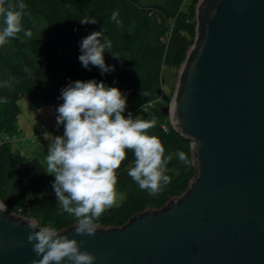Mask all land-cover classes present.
I'll use <instances>...</instances> for the list:
<instances>
[{
  "label": "water",
  "instance_id": "1",
  "mask_svg": "<svg viewBox=\"0 0 264 264\" xmlns=\"http://www.w3.org/2000/svg\"><path fill=\"white\" fill-rule=\"evenodd\" d=\"M196 4L197 39L162 107L190 140L196 177L120 228L59 231L84 241L94 264H264V0ZM0 205V264H32L33 219Z\"/></svg>",
  "mask_w": 264,
  "mask_h": 264
},
{
  "label": "trees",
  "instance_id": "2",
  "mask_svg": "<svg viewBox=\"0 0 264 264\" xmlns=\"http://www.w3.org/2000/svg\"><path fill=\"white\" fill-rule=\"evenodd\" d=\"M18 0H7L16 3ZM26 5L22 31L0 46V136L14 134L20 114L19 100L30 97L35 107L61 104V89L69 81L96 79L117 86L127 95L124 115L160 96L164 67L178 69L186 50L197 39V11L184 9V0H23ZM119 12V23L111 19ZM94 19L97 23H81ZM0 27H3L0 20ZM103 32L112 41L105 62L115 70L102 74L98 67L85 68L78 57L80 41L92 31ZM162 105L151 106L147 119H156L150 132L161 139L165 156H170L166 173L171 182L158 195H149L128 175L134 154L116 170L117 190L126 196L119 206L108 208L97 221L99 227H118L146 210L164 209L173 198L182 196L196 177L190 140L173 126ZM57 116V112H56ZM64 130L63 125H60ZM11 142L0 144V200L11 211L58 231L76 223L57 204L54 175L38 158L13 150ZM183 151L190 164L176 153Z\"/></svg>",
  "mask_w": 264,
  "mask_h": 264
},
{
  "label": "clouds",
  "instance_id": "3",
  "mask_svg": "<svg viewBox=\"0 0 264 264\" xmlns=\"http://www.w3.org/2000/svg\"><path fill=\"white\" fill-rule=\"evenodd\" d=\"M26 5L23 0L7 3L0 0V46L17 37L22 31L31 38L32 32L23 28ZM118 11L111 19L119 23ZM81 23H97L94 19ZM112 41L103 32L92 31L80 41L81 64L98 67L102 74L115 70L105 62L104 53L110 52ZM62 103L56 108L57 127H64L63 135L54 136L47 147L46 172L54 175L53 189L61 210L75 218L77 235L93 236L99 227L97 221L115 204L118 177L116 170L127 157L134 154L133 166L128 175L140 189L149 195H158L171 182L165 174L171 159L165 156L161 139L150 130L156 119L124 115L127 95L117 86L96 79L69 81L61 89ZM0 102L7 103L6 98ZM185 165L191 163L183 151L176 153ZM5 205H0V209ZM31 229L27 240L39 259L32 264H94L95 255L81 250L84 241L61 234L54 226H41L28 222Z\"/></svg>",
  "mask_w": 264,
  "mask_h": 264
},
{
  "label": "rangeland",
  "instance_id": "4",
  "mask_svg": "<svg viewBox=\"0 0 264 264\" xmlns=\"http://www.w3.org/2000/svg\"><path fill=\"white\" fill-rule=\"evenodd\" d=\"M145 1L154 2L158 0H145ZM184 1H185L184 9L187 7V9L195 10L197 6L196 3H198L200 0H184ZM178 72H179V68L172 69L169 67H164L163 75H162L163 79H162L161 88H160L161 94H163L164 99H163V102H159L157 105L168 106L170 101H172L173 94L175 92L174 89L176 88L177 83H178V77H177ZM25 101H27V104L29 105V107L24 105ZM21 102H22V105H21ZM19 105L21 106L19 107L20 109L19 117L21 118V121H20L21 124L23 123L27 125L28 123H31V121L33 122L39 121L40 124L43 123L44 125L48 126V132L55 133L56 131H58L59 133V132L64 131V130L61 131V126L57 127L56 109L54 108L53 103H48V105L46 104L41 107H35L30 97L24 96L23 98L19 100ZM147 112L148 111L145 112V111L139 110L135 113V116L140 115L142 118L147 119V116H148ZM38 118L40 119L36 120ZM52 122H54L56 125L53 126ZM45 131L46 129H41V132H45ZM62 135H63V132H62ZM42 136L43 135L41 136L35 135L34 139L31 137L30 138L27 137V138H24L23 141L21 142L19 141L16 142V139H13L14 141L12 143H13V148H15V150L17 146L19 147L17 148V149H20L19 151H24L25 148L28 149V147L34 143L39 144L38 147L42 151V154H40L41 152L40 153L38 152V155H40L42 159H44L43 160L44 165L46 164L45 166L47 169V163H46L47 149L45 148V145L50 142H47L46 140L44 141L45 138L42 140ZM38 147H36L37 150H38ZM33 157H36V156H32V158ZM125 196H126L125 192L119 191L116 188L115 204L111 207L119 206L122 203V200L124 199Z\"/></svg>",
  "mask_w": 264,
  "mask_h": 264
},
{
  "label": "crops",
  "instance_id": "5",
  "mask_svg": "<svg viewBox=\"0 0 264 264\" xmlns=\"http://www.w3.org/2000/svg\"><path fill=\"white\" fill-rule=\"evenodd\" d=\"M178 75H179V72H178ZM21 105H22V102H21ZM24 105H26V106L29 107V105L27 104V101H25ZM55 106H57L56 103L54 104V108H55ZM40 118H42V117H40ZM40 118H38L36 120H39ZM20 121H21V118L19 117V119H18V121L16 123L17 124V131L13 135L16 136L17 138L22 139V140L24 138H27V137L28 138L31 137V138L34 139V136L35 135H38V136L39 135L40 136L43 135L42 136V140L45 138L44 141L46 140L47 142H51L52 140H54V136H56V135H62V132H63L62 131L63 130L62 128H61V131L62 132H59V133H58V131H56L55 133L48 132V126L47 125H44L43 123L40 124L39 121L38 122L31 121V123H28L27 125H25L23 123L21 124ZM52 123H53V126L56 125L54 122H52ZM43 127H45V129H46L45 132H41V129H43ZM11 144H12V147L11 148L13 150H15V148H13V143L12 142H11ZM48 144L45 145V148L46 149L48 147ZM38 146H39V144H35L34 143V144L30 145L28 147V149L25 148V150L24 151H21V152H22V154L24 153L25 155H27L30 158H32V156H36V157H33V158H38L41 161V163L44 164V161H43L44 159H42V157L40 155H38V152L39 153L41 152L40 154H42V151L40 150V148ZM36 147H38V150L36 149ZM17 148H19V147L17 146ZM17 148H16V150H20V149H17Z\"/></svg>",
  "mask_w": 264,
  "mask_h": 264
},
{
  "label": "built area",
  "instance_id": "6",
  "mask_svg": "<svg viewBox=\"0 0 264 264\" xmlns=\"http://www.w3.org/2000/svg\"><path fill=\"white\" fill-rule=\"evenodd\" d=\"M163 99H164V97H163V94H161L158 98H156V99H154V100H152V101H149V102H145V103H142V105L140 104V105H138V107L137 108H135V109H133V110H130L127 114H126V116L129 114V113H131L132 115H133V117H135V113L137 112V111H139V110H142V111H149V109H150V107L151 106H155V105H157L159 102H163ZM43 129H45V127H43ZM13 139H16V142L17 141H19V142H21V141H23L22 139H20V138H17L16 136H14L13 134H4V135H1L0 136V144L2 143V142H5V141H7V142H13L14 140Z\"/></svg>",
  "mask_w": 264,
  "mask_h": 264
}]
</instances>
